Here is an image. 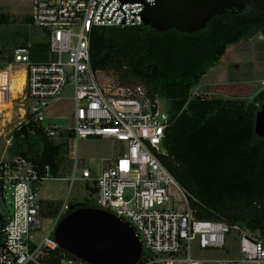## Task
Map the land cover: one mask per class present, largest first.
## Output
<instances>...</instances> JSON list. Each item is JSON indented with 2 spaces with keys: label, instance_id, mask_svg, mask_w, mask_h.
<instances>
[{
  "label": "built area",
  "instance_id": "1",
  "mask_svg": "<svg viewBox=\"0 0 264 264\" xmlns=\"http://www.w3.org/2000/svg\"><path fill=\"white\" fill-rule=\"evenodd\" d=\"M31 22L42 28L50 57L32 59V46L17 48L0 62V105L20 102L19 122L41 124L47 136L69 142L71 172L68 193L82 185L85 207L107 211L129 224L142 243L138 264H264V232L241 224L200 219L186 191L161 158L168 156L166 139L178 117H172L167 100L152 97L145 85H102L91 63L94 28H129L144 25L147 5L157 0H25ZM264 36H261L263 39ZM23 85L12 97L14 75ZM264 87V79L262 81ZM75 103L74 126L46 125V114L61 99L66 88ZM191 99H209L200 91ZM7 110L3 125H6ZM13 115H11V118ZM100 137L117 143L118 157L107 168L94 172L81 157L77 142ZM13 134L6 140L12 146ZM50 167L40 170L33 162L16 156L0 158V202L12 196V212L5 216L0 246V264H87L62 250L54 238L56 227L70 213L68 201L56 215L41 198L43 183L57 179ZM55 201V200H54ZM48 222L45 231L44 223ZM237 251L234 255L232 249ZM227 251L218 259L199 258L196 252Z\"/></svg>",
  "mask_w": 264,
  "mask_h": 264
},
{
  "label": "trees",
  "instance_id": "2",
  "mask_svg": "<svg viewBox=\"0 0 264 264\" xmlns=\"http://www.w3.org/2000/svg\"><path fill=\"white\" fill-rule=\"evenodd\" d=\"M3 22L6 17L0 15ZM256 35L264 36V15L250 3L242 12L226 10L214 16L203 31L192 34L159 32L146 25L94 28L91 63L95 71L115 72L122 85L142 84L153 98L167 100L170 114L178 118L167 134L169 154L161 161L200 202H193L198 218L264 232V138L255 132L264 90L250 103L191 99L193 88L220 63L229 46ZM40 46H32L33 61H46L36 56ZM12 134L18 157L40 170L50 167L58 177L65 144L50 139L32 117ZM48 205L56 215L63 203ZM4 225L1 216L0 244Z\"/></svg>",
  "mask_w": 264,
  "mask_h": 264
},
{
  "label": "rangeland",
  "instance_id": "3",
  "mask_svg": "<svg viewBox=\"0 0 264 264\" xmlns=\"http://www.w3.org/2000/svg\"><path fill=\"white\" fill-rule=\"evenodd\" d=\"M30 4L25 0H0V15L6 17V22L0 24V62H5L11 57V53L17 48L27 47L29 45H41L36 51V56L40 60L54 59L50 57L46 44L48 40L42 28L34 25L29 17ZM223 71L224 82L227 83L220 93H223L224 100H240L246 103L253 101L254 97L264 90L262 81L264 79V41L259 40V35L250 39H244L239 44L228 47L226 54L220 63L211 67L202 79L201 83L193 88L192 93L202 92L203 85L213 82L215 73L218 70ZM99 75V81L106 85L111 81H118L117 74L113 71H104ZM12 110L11 107L2 109ZM21 108L20 102L14 104L13 114L6 119V125H3L4 115L0 116V158L12 160L17 155L13 151L14 138L12 146L7 145L6 140L12 137L13 131L19 122ZM75 103L72 98V91L68 87L61 95V99L55 102L46 114V125H58L63 128H72L74 126ZM11 115H13L11 118ZM6 116V117H8ZM66 139H59L62 143ZM69 142L65 143L61 155V170L57 179L47 180L43 183L40 196L45 201H61L63 205L66 201L71 206L83 204L89 201L82 190L80 183H75L71 193H68L69 183L64 178H68L71 172L72 160ZM77 150L81 157L85 158L94 172L102 168H107L118 157L117 143L113 140H107L100 137L82 139L77 142ZM12 196L8 195L4 201L0 202V216H8L12 212ZM62 205V206H63ZM61 206V207H62ZM49 223H44L45 231ZM232 254L237 251L233 248ZM199 258L218 259L228 256L227 251H203L196 252Z\"/></svg>",
  "mask_w": 264,
  "mask_h": 264
},
{
  "label": "water",
  "instance_id": "4",
  "mask_svg": "<svg viewBox=\"0 0 264 264\" xmlns=\"http://www.w3.org/2000/svg\"><path fill=\"white\" fill-rule=\"evenodd\" d=\"M246 3L264 15V0H157L155 5H147L144 25L159 32L176 29L180 33H197L214 16L226 10L242 12ZM255 132L264 138V105L257 113ZM70 211L54 233L62 250L87 264L140 262L142 243L129 224L107 211L82 204L71 206Z\"/></svg>",
  "mask_w": 264,
  "mask_h": 264
},
{
  "label": "crops",
  "instance_id": "5",
  "mask_svg": "<svg viewBox=\"0 0 264 264\" xmlns=\"http://www.w3.org/2000/svg\"><path fill=\"white\" fill-rule=\"evenodd\" d=\"M262 35H259V40L264 41V38L261 39ZM216 79L213 82H210L202 87V93L206 94L209 99H222L224 100L223 93L219 91L224 88L227 84L224 82L223 71L220 69L215 73ZM201 92V91H200ZM234 100V99H231ZM12 110H7L6 116L11 113ZM1 112V111H0Z\"/></svg>",
  "mask_w": 264,
  "mask_h": 264
},
{
  "label": "bare ground",
  "instance_id": "6",
  "mask_svg": "<svg viewBox=\"0 0 264 264\" xmlns=\"http://www.w3.org/2000/svg\"><path fill=\"white\" fill-rule=\"evenodd\" d=\"M22 85H23V81H22V75L21 74H17V75H14L13 77V82H12V97L14 99L17 98V94L19 93V91L21 90L22 88ZM13 106L12 103H9V104H1L0 105V111L2 110H9L11 108H8V109H2L3 107H11ZM12 112V111H11ZM11 114V113H10Z\"/></svg>",
  "mask_w": 264,
  "mask_h": 264
}]
</instances>
